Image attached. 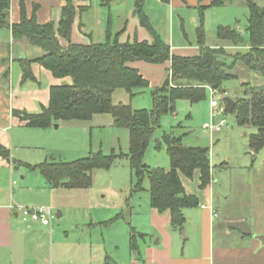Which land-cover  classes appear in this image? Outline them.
<instances>
[{
    "label": "rangeland",
    "instance_id": "obj_1",
    "mask_svg": "<svg viewBox=\"0 0 264 264\" xmlns=\"http://www.w3.org/2000/svg\"><path fill=\"white\" fill-rule=\"evenodd\" d=\"M98 1L93 0V6L97 7V10L92 15L94 25L91 28L94 41L105 42L107 27L102 28L98 25L100 23L97 19L102 16L98 12ZM111 1L104 0V4L110 5ZM142 1L146 4L147 8L143 9L150 17V23L162 39L170 47L172 46V52L173 49L195 50L198 47L200 28L205 32L207 47L220 45L217 39L218 29L227 26L241 31L243 34L241 47L248 44L246 26L249 9L246 0H227L223 6L204 11L203 16L198 9L174 8L158 0ZM135 3L136 0H117L116 5L120 8L118 15L121 16L119 22L122 26ZM108 15L107 10L104 15L106 25ZM135 26L138 25L133 20H129L127 34L132 37ZM116 28H118L117 24L114 29ZM148 33L143 31L141 35L150 37ZM234 73L238 77L224 84L225 92H219L212 97L211 92L207 90L206 99L195 104L187 100H179L176 112L161 119L160 127L155 131L146 149L145 162L151 169L170 167L171 161L163 139L166 135L180 139L185 147L210 149L213 180L208 190L200 189L199 175L196 173L193 179L183 178L186 192L198 198L201 196L208 198L219 215L218 219L223 218V215L238 221L239 224L230 226L233 231L251 229L254 232L264 228V150L253 152L250 149V136L256 129L239 126L236 115L226 113L224 108L226 98L235 101L242 97L243 84L260 86L264 83V79L241 63ZM153 89L148 88L135 98H131L126 91L119 89L114 93L113 103L129 104L135 110H152ZM212 99L218 103L215 111L211 107ZM222 120H225V125L219 126ZM211 126L217 128L215 133H212ZM15 132L16 144L10 150L11 160L15 166L0 169V190L4 192L8 190L9 193L13 191L16 197L22 188H32L31 193H21L19 198L23 202L19 203L26 206L28 202H39L41 205L37 206L38 208L50 209L55 215L60 211L62 218L55 217L49 226L54 231L60 232V239L65 237L64 232L75 229L85 231L83 236L88 235V239L95 243L92 264H130L138 252V250L133 252L130 248L132 230L140 232L145 229L141 227L147 225L145 214H135V208L138 209L140 206L145 209L150 198L147 191L151 187L150 180L145 175L141 186L147 191L137 189L139 180L131 168L128 156L129 130L109 125L103 127L92 125L91 128L85 129L65 123L59 129L52 126L46 129H19ZM49 152L52 154L48 155ZM99 153L103 156L117 157L109 169H97L92 173L93 183L87 189L62 186L51 189L47 187L42 173L31 169L52 161V157L56 158L57 163H70ZM25 176L27 179L23 180ZM40 188L43 190L41 193ZM204 203L208 205L207 201ZM86 218H91V222L85 220ZM83 220L84 223H81ZM76 223L81 224L72 225ZM218 234L223 233L217 232V236ZM139 241L140 238L136 236L135 242ZM58 248V246L55 248L54 264L67 263L66 251L58 253ZM44 250L45 248L41 251L43 256L46 255L43 254ZM27 262L31 264L32 260Z\"/></svg>",
    "mask_w": 264,
    "mask_h": 264
},
{
    "label": "trees",
    "instance_id": "obj_2",
    "mask_svg": "<svg viewBox=\"0 0 264 264\" xmlns=\"http://www.w3.org/2000/svg\"><path fill=\"white\" fill-rule=\"evenodd\" d=\"M61 20L40 24L36 13L31 18L26 12L25 0H21V21L10 24L11 0H0V30H11L14 40H25L31 47L39 48L43 55L35 60H20L23 82H35L33 66L38 64L51 72L56 79L70 78L71 84L52 87L50 103L38 114L26 111L15 112L26 126L46 129L61 122H90L98 115H111L114 126L130 132V164L143 190L141 181L145 175L150 180L151 207L160 214L169 212L171 225L183 229L185 209L200 206L199 198L188 195L181 175L193 179L196 171L201 174L200 189H206L212 181L210 149L185 147L180 139L166 135L163 139L170 157L171 168L151 169L146 165L145 153L161 119L176 112L179 100L192 104L206 99L208 88L225 92V83L236 80L234 73L238 64L264 79V7L247 0L249 19L246 33L249 35L250 52L246 55H231L223 47H207L205 32L198 29L199 54L182 56L173 54L171 47L162 39L150 23L141 0L136 2L134 16L150 34L152 42H121L124 31L112 36L109 32L103 43L77 44L73 38L77 18L84 9L77 7L74 0H63ZM227 0H212L209 8L225 5ZM206 8H200L201 16ZM219 42L233 46L243 44L241 32L230 26L218 29ZM65 42V43H63ZM145 62L153 65L171 63V78L152 91V110H135L130 105H115L114 93L122 89L132 98L143 93L150 83L130 63ZM242 97L235 100L233 114L241 127H253L250 149L264 150V83L253 86L243 84ZM0 156L9 159V151L0 145ZM117 156L93 154L88 158L71 163H51L32 167L40 170L47 182L61 186L67 182L70 188L87 189L93 183L92 173L97 169H109ZM137 234L131 237V249L137 251Z\"/></svg>",
    "mask_w": 264,
    "mask_h": 264
},
{
    "label": "crops",
    "instance_id": "obj_3",
    "mask_svg": "<svg viewBox=\"0 0 264 264\" xmlns=\"http://www.w3.org/2000/svg\"><path fill=\"white\" fill-rule=\"evenodd\" d=\"M253 1L259 7H264V0ZM158 2L166 3L168 6L174 8L187 7L198 10L206 8L208 10L212 0H158ZM20 3L21 0H11L9 17L11 25L18 24L21 21ZM25 4L29 18L36 13L40 24L54 22L55 25L59 24L62 8L65 5L63 0H25ZM74 4L84 9V12L77 18V29L73 38L74 43H103L104 41H94L93 37L92 28L94 21L92 15L97 10V7L93 6V0H74ZM116 4L117 0H112L110 5L104 4V0L103 2L102 0L97 2V6L99 7L98 12L102 15L97 19L98 23H100L98 25L102 26V28L103 26L107 27L105 39H107L109 32L112 36H116L124 31V34L120 37L121 42H133L136 37L139 41L151 43V36L146 37L141 35L143 31L147 32V30L140 25L139 19L134 16L136 3L134 8L129 10L130 14L128 16L131 17L130 19L127 18L128 16L126 17L124 26L119 22L121 21V16L118 15L120 8ZM145 7L146 4L144 3L143 8ZM107 10L109 15L106 25V16L104 15ZM94 19L96 20L95 17ZM129 20H133L138 25L135 26L134 37L127 34ZM115 24L118 27L116 30L114 29ZM238 31L241 32L240 30ZM126 34L127 36H125ZM219 44L218 46L223 47L231 55H246L251 49L249 41L243 47H241L242 45L233 46L227 42H219ZM239 50L244 52H238ZM172 53L182 56H195L199 54V47L191 51L173 49ZM42 55L43 53L39 48L31 47L27 41L14 40L11 30H0V145L9 151V155L10 150L16 144L17 136L15 131L28 128L26 122L22 121L15 112L40 113L50 103V90L52 87L72 83L70 78H54L51 72L38 64L33 66L35 82L28 81L24 83L20 60H35ZM129 66L137 69L149 81V88L152 89L163 86L166 80L171 78L170 62L164 65L135 62L130 63ZM107 116H110V118H103ZM65 123L86 129L91 128L92 125L97 127H103L104 125L114 126V119L111 115H98L90 122H61L58 124V128H55L59 129ZM91 123L93 124L91 125ZM216 130L217 128L211 131L215 133ZM50 154L52 153L49 152L48 155ZM51 160L50 162L46 160L47 162L44 164L58 162L55 161V157H52ZM14 164L11 160V155L9 159L0 156V169L12 168L15 166ZM170 168L171 165L166 170L169 171ZM35 171L41 172L40 170ZM196 173H198L200 180V172L196 171ZM211 177L213 180L212 170ZM183 178L186 177L181 175V180L186 190ZM26 179L27 176L23 177V180ZM45 182L47 187L55 189V187L48 184L47 180ZM66 183H62L61 186L70 188L69 184ZM209 186L205 190H208ZM32 191V188L24 187L15 197L13 191L9 193L8 190L5 192L0 190V264H28V260H32L31 264H54L55 248L57 246L59 247L58 253H62L63 250L66 251L68 262L65 264H92V253L95 243L88 239V235H86L87 237L85 236L86 238L83 236L85 231L75 229L74 231L64 232L66 233L65 237L60 239V232L54 231L53 228L49 227L50 225L44 226L40 223L27 224L22 220L17 210L19 206H23L20 204L23 200L19 197H21V193H31ZM45 191L47 190L45 189ZM41 192L43 190L40 188ZM147 193L150 194V190ZM187 194L194 195L188 192ZM207 199L201 196L199 198V207L185 209L183 211L186 219L185 227L177 229L171 225V215L169 212L160 214L151 207L150 195L145 209L140 206L138 209L135 208V214H145L147 225L146 227H141L145 229L140 230V232L135 229L132 230V235L135 232L140 241L136 243L138 252L130 264H264V244L256 239V236L264 235V228L254 232L251 229L249 231H242L240 229L233 231L230 226L239 224V222L223 215V218L218 219L219 215L214 205ZM206 201L208 205H205L204 202ZM40 205L39 202H28L26 204L27 207H37ZM58 215L61 216L58 218ZM62 216L60 211L56 215L58 219H61ZM87 219L91 222V218H86L85 220ZM85 220L81 223H84ZM81 223L72 225L79 226ZM217 232H222L223 234H218L219 236H217ZM44 248L43 254H46L45 256L41 253Z\"/></svg>",
    "mask_w": 264,
    "mask_h": 264
},
{
    "label": "built area",
    "instance_id": "obj_4",
    "mask_svg": "<svg viewBox=\"0 0 264 264\" xmlns=\"http://www.w3.org/2000/svg\"><path fill=\"white\" fill-rule=\"evenodd\" d=\"M208 90L211 92L212 97H214L217 93H219L217 90L212 89V88H208ZM211 107L215 111L218 108L217 101L212 99ZM223 125H225V120H222L220 122V126H223ZM214 129H216V127L211 126V130H214ZM17 210L19 211V214L22 220L27 224L40 223L44 226H49L51 225L52 220L55 219L56 217V215L54 214L52 210L43 208V207L38 208V207L19 206Z\"/></svg>",
    "mask_w": 264,
    "mask_h": 264
},
{
    "label": "water",
    "instance_id": "obj_5",
    "mask_svg": "<svg viewBox=\"0 0 264 264\" xmlns=\"http://www.w3.org/2000/svg\"><path fill=\"white\" fill-rule=\"evenodd\" d=\"M225 102H226V105H225L224 111L226 113H232L236 105L235 101H233L230 98H226ZM55 127L58 128V125H55ZM60 216L61 215H58L57 217L59 218ZM256 239L261 241L264 244V235L256 236Z\"/></svg>",
    "mask_w": 264,
    "mask_h": 264
}]
</instances>
